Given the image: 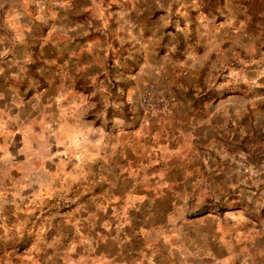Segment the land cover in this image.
Listing matches in <instances>:
<instances>
[{"label": "rangeland", "instance_id": "374dc122", "mask_svg": "<svg viewBox=\"0 0 264 264\" xmlns=\"http://www.w3.org/2000/svg\"><path fill=\"white\" fill-rule=\"evenodd\" d=\"M171 111L187 150L135 159ZM224 210L264 244V0H0V264H173Z\"/></svg>", "mask_w": 264, "mask_h": 264}, {"label": "crops", "instance_id": "0c3cea01", "mask_svg": "<svg viewBox=\"0 0 264 264\" xmlns=\"http://www.w3.org/2000/svg\"><path fill=\"white\" fill-rule=\"evenodd\" d=\"M164 57L167 58L168 55H164ZM169 60L172 64L173 60ZM193 63H196V61H193ZM159 70L160 69L157 68L156 72ZM192 70V67H190L186 70L182 69L181 71H184V75H189ZM176 81L177 80H175V84ZM172 111L165 115L161 114L164 115V117L150 121V125L142 121L145 123H140L138 126L132 128L131 135L127 142H129L130 138L135 139L133 141H136V139H139L138 142L143 141L141 150L136 149L135 144L129 145L135 159L142 161L147 158V155L153 154L156 156V159L159 158L158 165L162 159H170L173 155L187 150L185 146H181V142L185 140V137H188L189 134L192 135L193 128L189 127L187 121L176 119ZM204 127L210 129L211 123L208 121L205 123ZM172 131L175 133L172 140L166 142L159 139L162 134H173ZM199 138V136L195 135L190 139V143L194 144L190 146L193 152L194 148L198 146L197 140ZM148 144L155 145V148H152L150 153L149 150H147ZM127 145L128 144H126V146ZM186 155L181 158V161L188 160L186 164H181V166H187L189 169V171L183 172L184 174L192 176L197 173L202 174L204 170L207 171L209 169V165H206L207 158L204 154L194 153L192 158H188ZM180 168V166L177 167V169ZM169 172L170 171H167V173ZM128 202L130 203V207H128ZM187 203L188 201L186 202V200H184L183 207H186ZM142 204H145V201L127 198L125 200V206L127 207L126 213L128 216H132L134 213L138 214L140 218L142 216L141 212H133V209L136 210V205L141 206ZM187 208L181 211V217L184 215ZM224 213L226 214L223 215V219L218 217H214L213 219L205 217L204 222L208 223L210 220L213 227L210 234L207 227H203V229L199 230V233H202L204 236L201 247L194 246L191 248V251H188V256L182 257V254L178 253L179 256L174 258L170 255L171 259L169 262L173 261V264H185L183 262L187 260L186 264H256L257 259L261 258L264 261V244L260 246V229L257 224L253 222L250 217L246 216L245 213L238 212V210L234 212L224 210ZM194 240H196V234L194 235ZM194 244L196 245L195 241ZM112 257L115 259L114 255ZM181 260L183 261L181 262ZM149 261L152 263L155 260L150 259ZM153 264L159 263L155 262Z\"/></svg>", "mask_w": 264, "mask_h": 264}, {"label": "built area", "instance_id": "2783aa9c", "mask_svg": "<svg viewBox=\"0 0 264 264\" xmlns=\"http://www.w3.org/2000/svg\"><path fill=\"white\" fill-rule=\"evenodd\" d=\"M140 103L148 112L161 111L166 107V101L161 93L153 87H148L142 92Z\"/></svg>", "mask_w": 264, "mask_h": 264}]
</instances>
